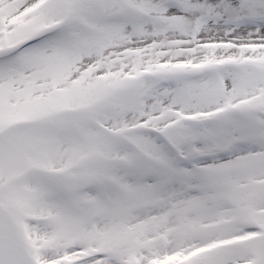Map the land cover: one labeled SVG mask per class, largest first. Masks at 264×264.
I'll list each match as a JSON object with an SVG mask.
<instances>
[{
  "label": "snow or ice",
  "instance_id": "obj_1",
  "mask_svg": "<svg viewBox=\"0 0 264 264\" xmlns=\"http://www.w3.org/2000/svg\"><path fill=\"white\" fill-rule=\"evenodd\" d=\"M0 264H264V0H0Z\"/></svg>",
  "mask_w": 264,
  "mask_h": 264
}]
</instances>
